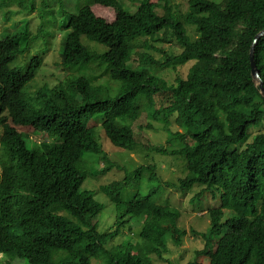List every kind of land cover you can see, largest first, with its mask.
Masks as SVG:
<instances>
[{
    "label": "trees",
    "instance_id": "trees-1",
    "mask_svg": "<svg viewBox=\"0 0 264 264\" xmlns=\"http://www.w3.org/2000/svg\"><path fill=\"white\" fill-rule=\"evenodd\" d=\"M36 1L42 0H0V11L5 18L13 6L32 13ZM131 4L135 9L122 0H83L64 25L69 30L62 39L63 68L95 64L97 78L108 79L104 84L122 81L114 96L109 86L94 84L95 77L84 74L26 95L24 87L43 66L44 53L12 65L29 54L40 33L27 27L0 38V168L12 156L31 163L26 174L20 176L22 168L15 174L21 188L30 190L21 194L18 212L0 211V252L9 256L7 264L15 257L29 264H154V253L172 264L163 255L166 241L181 245L188 232L178 224L179 210L157 202L163 180L155 165L124 167L122 179L101 186L116 206L113 231H102L94 220L105 203L82 188L93 171L91 163L97 158L106 163L99 133L104 131L119 148H135L133 123L147 111L164 122L169 142H182L171 150L164 145L152 149L183 156L187 172L179 187L187 192L200 185L192 201H210L208 230H193L206 243L185 264H264V95L250 57L264 29V0H189L184 20L170 0ZM187 25L194 27V36ZM160 31L164 41L176 40L183 47L171 59L195 61L176 84L155 73L168 59L142 50L163 51L150 42ZM83 35L108 49H92ZM254 49L264 83V35ZM163 90L171 91L172 101L157 107L156 95ZM172 117L182 130L171 129ZM254 129L253 140L241 147ZM30 134L42 140L29 146ZM110 169L105 165L100 172ZM138 180L141 187L129 194ZM135 222L142 223L137 242L129 236L112 243Z\"/></svg>",
    "mask_w": 264,
    "mask_h": 264
},
{
    "label": "rangeland",
    "instance_id": "rangeland-1",
    "mask_svg": "<svg viewBox=\"0 0 264 264\" xmlns=\"http://www.w3.org/2000/svg\"><path fill=\"white\" fill-rule=\"evenodd\" d=\"M122 1L132 6V9H135V4H131L132 0ZM170 1L177 9L181 19L184 20L185 14L188 11L189 0ZM82 2L83 0H47L46 2L42 0L40 3L36 1L34 12L28 13L24 10H20L18 6H13L12 9H14V11L9 13L8 18L4 17V10L0 11V38L25 31L27 27L30 28L33 34L40 33V39L34 44L35 46L29 51V54H24V56H21L18 61L14 62L12 65L18 66L24 63L29 55L41 52V50L44 53L43 66L34 77V80L24 87L26 95L31 97L35 90L44 84L53 86L59 83V80L73 74H84L93 78L95 77L96 80L94 84H99L101 87L109 86L112 96L119 92L122 81L115 80V86L104 84L105 79H108L107 77L97 78L98 70L95 64H91L89 68H79L80 66H77L76 68H79V70H67L61 65V52L63 50L62 39L66 37L69 30L64 27L67 22L66 15L75 12ZM38 6L39 10L37 9ZM187 28L194 36V27L192 25H187ZM161 33V31L158 32L157 39H152L150 42L153 43L155 47H161L163 51H158L155 48H143L142 50L150 51L160 61L167 58L169 64L156 69L155 73L165 78L168 84H176L179 78H185L187 76L190 67L195 61L186 60L181 62L171 59V57L179 55L183 51V47L176 40L172 42L164 41ZM144 39L145 38H140L138 40L140 43H143ZM82 40L97 51H105L108 49L105 44L91 40L86 35L82 36ZM135 61L137 63V60ZM171 101V91L169 90H163L156 95L157 107L169 105ZM172 118L173 123L170 125L171 129L174 131L182 130L180 125L175 122V118ZM163 124V121L152 118L147 111H144L141 117L133 123L138 143L137 146L132 149L117 147L106 137L104 131H101L98 136L104 145L105 153L103 159L106 163L103 160L100 161L98 158L96 159V163H91L89 169L93 171L86 178L82 188L93 190L95 196L105 203V208L94 220L99 221V227L102 231H113L117 227L116 206L107 194L102 191L101 186L116 179H122L125 176L124 167L131 170L142 163L155 165L157 173H159L163 180V189L159 194L157 202L179 210L180 216L178 217V224L188 232L181 245H176L173 240L168 239L166 241V248L168 250H165L163 255L167 259H170L172 264H185L190 260H194L197 257L196 251L202 249L206 243L205 238L196 234L194 231L208 230L210 218L206 209L210 206V201H192L194 193L201 189L200 185H195V187L187 192L179 187L180 177L185 176L187 172L186 160L183 156L169 153L164 154L152 149L153 146L164 145L168 150H171L172 148L182 145V142L177 138H174L172 142L168 141L169 134L163 128ZM256 132L257 129H254L248 139L243 141L240 146L246 147L247 143L253 140ZM38 138V136H35L31 138V140H36ZM29 146H31L30 143ZM105 165H110L111 169L105 173L100 172V168ZM146 182L147 181L144 180L142 184L146 185ZM140 187L141 184L138 180L136 184L129 189V194H132ZM124 198L128 199V196L125 195ZM141 224L137 222L133 223L131 229L125 230L123 234H118L114 240H112L113 242H111L120 243L129 236L131 242H137L140 239L139 231ZM126 228H128V225H126ZM153 261L154 264H168L166 260L160 259L155 253L153 254ZM96 262L97 264L99 263L98 261ZM0 264H4L3 258L0 259ZM10 264H29V262L26 258L19 257Z\"/></svg>",
    "mask_w": 264,
    "mask_h": 264
},
{
    "label": "clouds",
    "instance_id": "clouds-1",
    "mask_svg": "<svg viewBox=\"0 0 264 264\" xmlns=\"http://www.w3.org/2000/svg\"><path fill=\"white\" fill-rule=\"evenodd\" d=\"M24 129L20 130L19 132H23ZM36 135L30 134L28 137V144H32L31 138L35 137ZM36 139L37 141L42 140L40 136ZM31 165L30 162L24 161L22 158L12 156L9 163L5 166L4 170L0 168V174L3 172L2 180H3V186L0 190V211L5 213L6 211L10 212H18L19 209V199L22 193L29 192L30 190H24L21 188V185L18 184L19 178L21 175L26 174L28 169L27 166ZM22 168V169H21ZM21 169V174L19 177L15 179V174L17 171ZM15 181V185L13 188V184ZM17 224V223H16ZM20 224V223H18ZM4 259V264H7V261L9 259V256L5 252H0V259ZM19 257H15L13 260L17 259ZM24 258V257H20ZM27 259V258H26ZM12 260V261H13ZM28 260V259H27ZM12 261H10L8 264H10ZM29 262V261H28Z\"/></svg>",
    "mask_w": 264,
    "mask_h": 264
},
{
    "label": "water",
    "instance_id": "water-1",
    "mask_svg": "<svg viewBox=\"0 0 264 264\" xmlns=\"http://www.w3.org/2000/svg\"><path fill=\"white\" fill-rule=\"evenodd\" d=\"M264 35V29H262L260 32L257 33L256 38L254 40V44L258 41V39ZM254 44L251 48V52H250V57H251V62H252V73H253V77L255 79L256 82L261 84V89H262V93L264 95V83L263 80L260 76V72L259 69L257 67V64L255 62V56H254Z\"/></svg>",
    "mask_w": 264,
    "mask_h": 264
}]
</instances>
